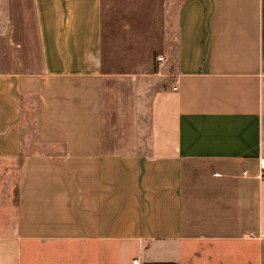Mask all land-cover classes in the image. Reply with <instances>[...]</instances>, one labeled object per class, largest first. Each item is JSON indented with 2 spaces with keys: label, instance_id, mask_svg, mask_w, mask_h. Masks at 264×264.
Segmentation results:
<instances>
[{
  "label": "crops",
  "instance_id": "obj_1",
  "mask_svg": "<svg viewBox=\"0 0 264 264\" xmlns=\"http://www.w3.org/2000/svg\"><path fill=\"white\" fill-rule=\"evenodd\" d=\"M261 159L264 0H8L0 264H264Z\"/></svg>",
  "mask_w": 264,
  "mask_h": 264
},
{
  "label": "rangeland",
  "instance_id": "obj_2",
  "mask_svg": "<svg viewBox=\"0 0 264 264\" xmlns=\"http://www.w3.org/2000/svg\"><path fill=\"white\" fill-rule=\"evenodd\" d=\"M7 20H8V0H0V28L2 26V23L5 25V22ZM25 122L23 121V132L25 133V136L27 135L30 138H32V136L35 134L34 112L33 113L30 112L29 118H27Z\"/></svg>",
  "mask_w": 264,
  "mask_h": 264
},
{
  "label": "built area",
  "instance_id": "obj_3",
  "mask_svg": "<svg viewBox=\"0 0 264 264\" xmlns=\"http://www.w3.org/2000/svg\"><path fill=\"white\" fill-rule=\"evenodd\" d=\"M157 61L158 62H163V61H165V56H163V55H158L157 56ZM174 89H177V87H174ZM260 167H261V177H263L264 178V159H261V161H260ZM141 262H140V260L139 259H137V258H135V259H133V262H132V264H140Z\"/></svg>",
  "mask_w": 264,
  "mask_h": 264
}]
</instances>
